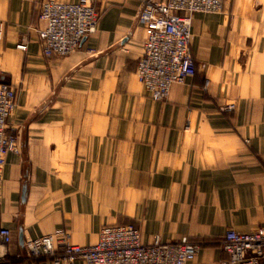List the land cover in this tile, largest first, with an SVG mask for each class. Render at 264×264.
Returning <instances> with one entry per match:
<instances>
[{"label": "crops", "instance_id": "1", "mask_svg": "<svg viewBox=\"0 0 264 264\" xmlns=\"http://www.w3.org/2000/svg\"><path fill=\"white\" fill-rule=\"evenodd\" d=\"M45 1L0 0V83L16 92L7 131L18 147L0 181L4 260L51 264L25 244L63 230L93 245L102 228L133 225L144 244H199L190 264H231L226 230L264 228V0L194 14L196 72L161 102L136 75L137 0H92L95 32L51 59L37 34Z\"/></svg>", "mask_w": 264, "mask_h": 264}, {"label": "built area", "instance_id": "2", "mask_svg": "<svg viewBox=\"0 0 264 264\" xmlns=\"http://www.w3.org/2000/svg\"><path fill=\"white\" fill-rule=\"evenodd\" d=\"M137 1L140 11L136 21L144 30L145 40L136 75L150 100L161 102L173 84H184L196 72L190 52L194 14L219 13L225 0ZM37 19L45 24L44 29L37 30L42 55L51 59L67 56L93 34L99 14L92 0H47L40 5ZM18 48L25 50L26 46ZM16 106L15 90L0 83V181L7 154L18 152L16 136L7 131ZM10 243L11 232L0 222V244ZM199 250L200 245L187 238L164 243L155 236L150 244H144L139 229L133 225L104 227L93 245L71 244L65 231L56 230L52 235L28 241L24 247L27 258L47 257L51 264H190ZM221 250L231 264H264V228L247 234L228 228ZM0 254V264H7L5 253Z\"/></svg>", "mask_w": 264, "mask_h": 264}]
</instances>
